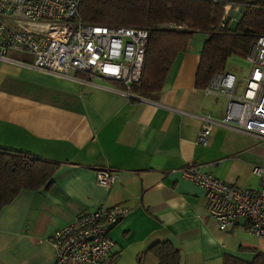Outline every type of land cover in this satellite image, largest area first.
I'll return each mask as SVG.
<instances>
[{
    "label": "crops",
    "instance_id": "crops-1",
    "mask_svg": "<svg viewBox=\"0 0 264 264\" xmlns=\"http://www.w3.org/2000/svg\"><path fill=\"white\" fill-rule=\"evenodd\" d=\"M199 34V35H196ZM208 34L196 32L178 53L162 87L148 96L94 73L60 76L32 66L30 53L9 50L0 60V149L57 164L52 184L22 189L0 209V264H54L48 238L83 211L125 205L129 213L109 232L114 264H158L161 242L180 264H222L226 255L251 261L264 238L245 219L220 230L205 190L182 168L203 172L239 188L256 190L254 166L264 165V142L214 125L206 145L197 142L202 117L221 119L228 99L196 85ZM109 169V187L97 173Z\"/></svg>",
    "mask_w": 264,
    "mask_h": 264
},
{
    "label": "built area",
    "instance_id": "built-area-1",
    "mask_svg": "<svg viewBox=\"0 0 264 264\" xmlns=\"http://www.w3.org/2000/svg\"><path fill=\"white\" fill-rule=\"evenodd\" d=\"M79 4L80 0H0V60L9 50L24 51L33 55L32 66L38 70L60 76L74 69L94 73L120 83L130 96L142 75L148 30L84 23L78 17ZM230 8L226 6V15ZM246 59L252 69L241 95L235 94L238 77L229 71L216 73L204 87L206 94L223 95L228 103L221 119L202 117L198 143L207 144L214 125L264 142V35L251 43ZM252 172L260 180L256 190L227 183L196 163L182 168L187 179L204 188L209 214L220 230L242 218L249 233L264 238V165L254 166ZM113 181L112 171H98V184L109 187ZM129 211L122 204L83 211L73 223L53 231L48 240L54 264H114L109 232Z\"/></svg>",
    "mask_w": 264,
    "mask_h": 264
},
{
    "label": "trees",
    "instance_id": "trees-1",
    "mask_svg": "<svg viewBox=\"0 0 264 264\" xmlns=\"http://www.w3.org/2000/svg\"><path fill=\"white\" fill-rule=\"evenodd\" d=\"M235 6L241 16L232 28L229 22ZM78 17L88 24L148 30L142 75L132 89L145 97L161 89L176 55L187 49L196 32L208 34L196 75V85L201 88L226 69L229 58H246L251 43L264 35V0H80ZM177 25L183 28L177 29ZM56 167L52 161L0 149V209L22 189L50 186ZM152 251L158 264H180L178 251L168 242L156 244ZM222 264H264V251L251 261L226 255Z\"/></svg>",
    "mask_w": 264,
    "mask_h": 264
},
{
    "label": "rangeland",
    "instance_id": "rangeland-1",
    "mask_svg": "<svg viewBox=\"0 0 264 264\" xmlns=\"http://www.w3.org/2000/svg\"><path fill=\"white\" fill-rule=\"evenodd\" d=\"M241 16L240 9L234 10L230 17L229 25L233 28L236 26L238 18ZM199 35V34H196ZM252 65L246 58L231 57L228 59L226 69L224 72L229 71L238 77V83L235 88V94L241 95L246 84V80L251 72Z\"/></svg>",
    "mask_w": 264,
    "mask_h": 264
}]
</instances>
